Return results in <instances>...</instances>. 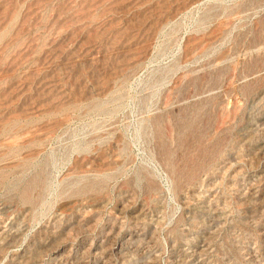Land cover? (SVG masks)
Segmentation results:
<instances>
[{"label":"rangeland","instance_id":"374dc122","mask_svg":"<svg viewBox=\"0 0 264 264\" xmlns=\"http://www.w3.org/2000/svg\"><path fill=\"white\" fill-rule=\"evenodd\" d=\"M0 264H264V0H0Z\"/></svg>","mask_w":264,"mask_h":264}]
</instances>
